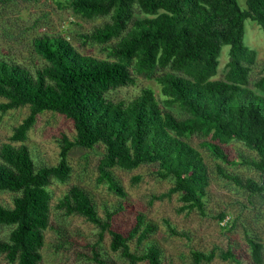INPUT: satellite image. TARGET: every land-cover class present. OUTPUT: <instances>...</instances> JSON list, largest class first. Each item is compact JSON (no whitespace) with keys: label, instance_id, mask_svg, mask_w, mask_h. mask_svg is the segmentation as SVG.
<instances>
[{"label":"trees","instance_id":"obj_1","mask_svg":"<svg viewBox=\"0 0 264 264\" xmlns=\"http://www.w3.org/2000/svg\"><path fill=\"white\" fill-rule=\"evenodd\" d=\"M244 3L245 7L238 0H69L72 11L84 18L109 15V21L82 37L102 44L116 38L108 46L112 59L81 54L65 37L47 34L32 41L35 54L43 60L34 71L0 54V98L5 100L0 111L29 108L14 127L10 142L0 145V191L14 193L12 206L0 204V226L10 227L7 238L0 239V254L9 263L40 264L44 232L50 227L48 187L53 180L69 179L68 153L73 147L103 145L98 180L120 196L125 193L113 168L132 170L155 163L156 175L170 179L172 186L154 199L178 193L180 211L201 214L209 174L202 155L187 140L191 135L205 138L202 147L222 163L233 162L223 145L242 143L255 153L242 164L264 172V76L254 82V89L250 87L256 52L243 42L246 18L264 32V0ZM136 7L142 18H135ZM224 45L229 46L225 77L213 79ZM133 73L160 85L163 106L150 88H143L127 103L106 96L110 90L133 84ZM174 105L185 113L183 118L169 109ZM43 111L71 119L75 136L59 139L56 165L36 167L24 141ZM216 172L249 194L264 193L262 179H242L219 163ZM56 208L66 216L84 217L100 228L101 237L108 231L110 249L127 264H163L154 243L141 253L130 248V241L141 245L157 230L143 215L137 214L125 233L113 230L110 221L115 212L101 219L91 196L78 185L68 188ZM56 232L61 234L59 228ZM245 241L253 263L262 264V242L253 234H246ZM214 256L213 250H193L190 264L209 263ZM220 257L236 260L230 250Z\"/></svg>","mask_w":264,"mask_h":264},{"label":"rangeland","instance_id":"obj_2","mask_svg":"<svg viewBox=\"0 0 264 264\" xmlns=\"http://www.w3.org/2000/svg\"><path fill=\"white\" fill-rule=\"evenodd\" d=\"M238 2L241 7H245L244 0ZM134 16L142 18L144 15L136 7ZM109 19V15L84 18L72 11L69 0H0V54L3 59L34 71L43 64V60L35 54L32 41L37 36L47 34L65 37L81 54L106 59L109 58L108 46L116 38L102 44L82 36ZM243 42L256 52L249 73V85L254 89V82L264 76V32L251 18L244 20ZM228 49V45L222 46L217 73L213 79L225 77ZM133 76V84L110 90L106 96L113 101L127 103L139 95L143 88H150L163 106L160 85L154 79H146L134 73ZM3 101L0 98V103ZM169 109L179 118L185 116L177 105ZM28 113L27 106L0 111V145L10 142L14 127ZM62 135L70 140L75 136L71 119L52 111H43L37 115L24 141L36 167L58 163L59 139ZM187 140L200 152L208 168L209 185L203 198V214L196 210L180 211L182 203L178 193L154 199V196L165 193L172 186L170 179L156 175L155 163L142 164L132 170L113 168V176L125 193L120 196L107 183L98 180V164L104 154L103 145L96 144L91 149L71 148L68 153L71 168L69 179L64 183L53 180L48 187L52 195L50 227L44 232L40 264H99V259L103 260V264H127L117 252L110 249L108 231L101 237L100 228L84 217L66 216L56 208L59 198L71 185H78L87 191L101 219H105L107 212H115L110 221L113 230L123 233L130 230L137 214L143 215L146 222L156 224L157 230L148 240L137 245L133 239L129 245L132 251L141 253L147 244H156L161 250L163 264H190L193 250L215 252L213 260L202 264H255L245 241L246 234H253L262 242L264 257V193L249 194L216 172V164L219 163L226 172L237 174L242 179L264 181V172L260 173L242 164L243 160L254 157L255 153L242 143L231 141L223 145V149L233 162L222 163L202 147L205 138L194 134ZM13 144L18 146L20 143ZM135 176L139 177L137 181L133 180ZM13 196L12 192L0 191V204L12 206ZM57 228L61 234L56 232ZM170 228L176 234H172ZM9 231L10 227L0 226V239H6ZM227 250L235 255L236 260L220 257L221 252ZM0 264L16 263H9L0 254Z\"/></svg>","mask_w":264,"mask_h":264}]
</instances>
